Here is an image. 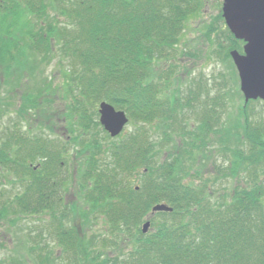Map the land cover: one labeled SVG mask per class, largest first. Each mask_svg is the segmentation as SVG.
I'll list each match as a JSON object with an SVG mask.
<instances>
[{"label": "trees", "instance_id": "16d2710c", "mask_svg": "<svg viewBox=\"0 0 264 264\" xmlns=\"http://www.w3.org/2000/svg\"><path fill=\"white\" fill-rule=\"evenodd\" d=\"M203 5L204 0H0V107L20 93L18 119L0 134V216L12 213L13 224L17 215L49 212L43 228L65 249L61 264H264V182L254 185L247 178V187L220 200L207 183L189 180L196 176L193 165L208 158L209 137L226 130L227 92L213 97L212 86L202 80L186 91L171 77L174 64L154 75L158 61L177 57L186 22ZM207 33L216 34L219 56L231 59L232 49L243 51L244 41L226 23ZM52 61L70 89L63 96L73 103L60 108L58 119L76 124L65 139L39 125L51 122L42 119L59 93L44 75ZM104 100L124 109L133 125L117 138L105 132L108 142L93 133L91 119ZM254 102L261 100L244 102L230 127L237 154L232 166L219 165L222 178L238 176L237 165L245 161L255 166V176L264 172V108L250 112ZM202 108L197 120L188 114ZM72 146L78 152L70 158ZM202 149L205 155H199ZM9 182L17 186L8 188ZM72 185L91 206L84 219L93 214L105 233L88 239L74 226L68 211L74 207L63 197ZM161 202L173 210L152 214ZM147 219L151 226L144 233ZM108 234L114 245L119 239L127 243L119 254L101 251ZM28 239L41 248L31 256L35 264L57 262L51 261L53 251L44 252L41 233Z\"/></svg>", "mask_w": 264, "mask_h": 264}, {"label": "rangeland", "instance_id": "374dc122", "mask_svg": "<svg viewBox=\"0 0 264 264\" xmlns=\"http://www.w3.org/2000/svg\"><path fill=\"white\" fill-rule=\"evenodd\" d=\"M222 5L223 0H204V5L200 8V12L192 14L186 22L185 30H183V33L179 38L177 57L174 55V57H171L173 58L172 60L166 58L158 61V64L156 63L155 66L156 72L154 75L165 73L168 71V69L170 70L169 66L174 64L178 67L177 73L175 72L176 74H172L171 77L173 78V81L177 80L175 83H182L186 91L189 84L195 83V86L197 87L198 82L202 80V85H205V83L208 81V84L212 86L213 97L220 95L222 92L224 94L227 92V94L223 95L225 101L227 102V112L223 114V123H225L226 126L230 128L232 127V124L237 121L239 109L244 104V97L241 93V95L238 93L240 92V83L239 78L237 77L238 73L232 59L227 58V56L224 54L219 56L215 52L216 42H214L212 38L216 36V34L213 33L209 35L207 33L208 28H219L220 25L223 26L225 24L224 18L221 16ZM219 17H221V19H219ZM19 22H23V19H21ZM59 68L58 62L52 61V63L45 69L46 73L44 75L48 74L50 77H52V85L53 87L57 88V92L59 90V93L58 96L54 94L52 96V101H54L51 105L53 107L52 112H47L42 119L48 120V118H50L51 122L44 121L43 125L41 123L39 125H41V129L50 136H61V138L65 139L66 135L71 132V127L75 126L76 124H70L63 119H58L60 117L59 115L61 114L60 108H67V106H72L73 104L71 97L65 98L63 96L67 95L70 89L66 90L64 88L66 78ZM1 79L2 77L0 74V80ZM14 94L15 95L11 103L7 104V100H10V98H4V101L1 103L0 134L2 133L4 127L14 124L18 119L17 105L20 98V93L18 94L14 92ZM263 102L264 101L251 103L249 106L250 112L263 109ZM99 103L100 102L96 103L98 114L94 113L92 114L93 118L91 117V119H93L92 122L94 123L93 133L97 135L99 141L108 142L109 137L108 134L105 133L106 130L101 124L99 125ZM190 113L191 116L194 115L197 120L199 115L203 113V108L200 110V112L197 109L195 114L188 112V114ZM196 120L195 124H192L193 126L196 125ZM97 121L99 123H97ZM50 123H54L56 126L50 129ZM24 124L25 121L22 125ZM132 127V123L129 122L125 128V132L132 129ZM227 127L225 128V131H218L217 135L214 134L213 136L209 137V141L212 142V145H209L211 150L210 152L208 151V158L204 159V162H199L198 160L196 165H193L194 170H192V173L196 176H192V179H189L195 184L200 183V181L207 183L212 189L213 196L216 198L218 197L220 200H222V198L230 199L233 197L232 195L234 194V190L238 186L247 187L249 185L245 182L247 178L249 182L254 181V185L256 184V180H259V183L264 182V172L263 174L258 173V175L255 176V166H251V161H245L246 163L241 162L239 165H237L238 176L236 177L227 178V176H225L222 178V176H219V165L232 166V162L236 159L235 156L237 154L234 136L232 134L233 131L230 128V132H228ZM198 130L199 129H196L197 132ZM242 131L243 129L240 128L241 133ZM204 149H206L205 144ZM77 152L78 151H76L75 147L72 146V150L67 152V155H69L71 158L72 156L77 155ZM202 152L203 149L199 155H205ZM204 152H206V150H204ZM256 167L260 171L263 169L261 165ZM241 168L244 169L241 170ZM10 176H6V181H8V178H10V180L12 179ZM16 182H18V179H16ZM8 185V188H10L11 185L16 187L17 183L9 182ZM72 187L73 188L67 193L63 192V197L65 198L66 196V200L71 203L70 207H74V209L68 208V211L74 214V221L72 220L75 223L74 226L77 227V230H79L81 233H84L85 237L88 239H92L96 235L105 233V227L102 225V221L99 220L97 222L93 214L88 217V221L84 219L85 214H89L86 212L90 211L91 206L85 204L84 200L80 197V193L76 192L77 186L75 190L74 185H72ZM3 190L7 189L4 188ZM9 214L10 215L2 217L0 216V245H3L0 247H5L8 253L11 251V254L9 255L1 253L0 264H14L13 262L9 261L10 258H16V260H18L17 258H21V260H19L23 261L25 264H35L34 259L31 256L41 248L39 249V245L29 241L28 238L32 232H36L37 235L40 233L41 236L43 235L45 241L42 243L40 241L41 246L43 245V247H50L49 249H54L55 253L51 254V261L54 262L56 257L59 255V250L63 247L59 245V243L56 242V240L51 235L48 234V230L45 231L43 228L45 224H48L47 222H49V220L51 221V214L49 212L39 215L20 214L17 215V221L13 224L9 222L10 216L13 214ZM14 219H16V217ZM92 219H95L96 222ZM50 230L52 231V228L49 229V232ZM108 235L111 237L106 247L101 246L104 245L101 241L98 242V245L101 246V251H106L111 254H119L123 248H126L127 243L120 242L119 239L117 245H114L112 243L114 238H112V235ZM34 246H36V249ZM60 257H62V253H60ZM54 264H61V259L58 261V263L54 262Z\"/></svg>", "mask_w": 264, "mask_h": 264}, {"label": "water", "instance_id": "95a60500", "mask_svg": "<svg viewBox=\"0 0 264 264\" xmlns=\"http://www.w3.org/2000/svg\"><path fill=\"white\" fill-rule=\"evenodd\" d=\"M223 17L236 38L245 41L244 52L233 49L230 54L240 77V88L245 102L264 100V0H224ZM100 122L112 137L119 135L129 122L125 110L117 109L108 101L99 104ZM167 203H156L152 213L172 211ZM151 221L142 225L147 233Z\"/></svg>", "mask_w": 264, "mask_h": 264}, {"label": "flooded vegetation", "instance_id": "af4514ba", "mask_svg": "<svg viewBox=\"0 0 264 264\" xmlns=\"http://www.w3.org/2000/svg\"><path fill=\"white\" fill-rule=\"evenodd\" d=\"M61 195H62V194H61ZM61 197H62V196H61ZM45 244H46V243H45ZM0 246H2V245H0ZM6 250H7V249H6L5 247H0V254L2 253V254H9V255H10V254H11V251H10V253H8ZM43 250H44L45 253H46V252H51V251H53V253H55V252H54V249H52V248L49 249V248L44 247ZM64 250H65V249H63V248L60 249L59 252H58V253H59L58 256H60V253H63ZM56 254H57V253H56ZM60 259L63 260L64 258H63V257H62V258H60V257L57 258V257H56V261H57V263H58V261H59ZM9 261H10V262H13L14 264H16V258H15V259H13V258L11 259V258H10ZM65 264H67V263H65Z\"/></svg>", "mask_w": 264, "mask_h": 264}]
</instances>
